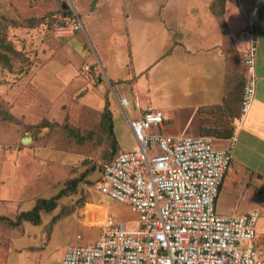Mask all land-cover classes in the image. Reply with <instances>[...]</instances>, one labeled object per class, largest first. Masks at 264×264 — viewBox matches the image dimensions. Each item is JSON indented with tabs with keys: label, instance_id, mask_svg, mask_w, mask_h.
Returning <instances> with one entry per match:
<instances>
[{
	"label": "rangeland",
	"instance_id": "1",
	"mask_svg": "<svg viewBox=\"0 0 264 264\" xmlns=\"http://www.w3.org/2000/svg\"><path fill=\"white\" fill-rule=\"evenodd\" d=\"M69 13L79 16L83 28L67 37H54L52 22ZM113 14L109 0H0V215L14 219L20 211L31 209L38 198L60 194L52 210L39 212L42 220L93 224L97 217L85 205L99 195L93 190L99 164L134 145L125 113L135 118L147 107H163V133H199L195 131V55L177 52L173 56L187 58L174 64H153L138 77L135 87L131 67L113 63L114 51L109 50L107 55L112 59L103 69L92 47L97 42L105 44L96 34H101L102 21L108 31L114 28ZM175 25L169 22V31ZM182 33L184 41L188 36L193 39ZM59 45L63 47L54 52ZM77 80L81 85L74 83ZM135 90L139 109L134 105ZM121 97L128 100L124 107L119 104ZM234 102L233 95L232 102L227 103L232 113ZM205 118L202 122L207 123ZM228 120L226 116V129ZM221 122L218 115L209 121ZM209 137L216 147L230 145V141ZM237 151H231L216 210L236 214L257 209L261 213L259 223L264 219V191H255L252 185H256V177L238 162ZM70 180H76L75 186ZM63 189L67 191L61 193ZM99 205L108 207L114 221L132 224L137 218L123 203ZM59 224V235L52 240L59 246L77 233L80 237L76 242L86 243L98 231L95 227ZM72 227L75 231L65 234ZM260 256L263 263L264 254Z\"/></svg>",
	"mask_w": 264,
	"mask_h": 264
},
{
	"label": "built area",
	"instance_id": "2",
	"mask_svg": "<svg viewBox=\"0 0 264 264\" xmlns=\"http://www.w3.org/2000/svg\"><path fill=\"white\" fill-rule=\"evenodd\" d=\"M80 28L83 23L73 14L54 20L51 32L67 37ZM256 52V40L250 37L243 52L247 79L239 119L254 98ZM119 104L124 107L127 98ZM124 115L134 145L99 164L93 190L127 205L137 218L128 224L106 215L97 239L68 244L58 264H262L255 229L260 211L222 214L215 206L235 137L229 146L216 147L202 135L163 133L165 117L159 108L147 107L135 118Z\"/></svg>",
	"mask_w": 264,
	"mask_h": 264
},
{
	"label": "crops",
	"instance_id": "3",
	"mask_svg": "<svg viewBox=\"0 0 264 264\" xmlns=\"http://www.w3.org/2000/svg\"><path fill=\"white\" fill-rule=\"evenodd\" d=\"M109 1L114 8V28L108 31L106 23L102 21L99 27L101 34L97 33L96 36L103 37L105 44L97 42L95 46L92 45L102 68L106 69L110 65L112 56L107 54L109 50L114 51L113 63L120 67H131L134 73L131 80L137 87L140 81L138 77L153 64L161 61L174 64L176 60H185L186 55H195V131L199 132L196 135L212 140L210 135L224 142L230 141L232 136L228 139L217 135L226 131L227 116V130L233 127L235 137L232 150H238V162L248 170L250 176L256 177V185H252L255 191H264V0H155V4L151 0ZM252 15L254 24L251 28L249 21ZM171 21L176 22V27L173 26L169 31L168 23ZM182 32L193 39L188 36L184 41ZM250 37L255 38L257 45L255 94L249 109L239 119L236 110L240 113L241 94L247 79L243 52L248 47ZM62 47L56 46L54 52ZM126 48L129 50L127 55ZM165 51L166 54L157 55ZM177 52L186 55L173 56ZM84 63L96 65L92 61ZM74 83L81 85L82 82L77 80ZM233 95L235 114L227 104L229 100L232 102ZM216 115L222 118L223 124L209 123ZM203 118L207 119V123L202 122ZM108 201L112 200L99 194L85 205V209H92L93 216L97 217L91 225L84 221L83 224L73 221L68 223L67 220H53L51 224L41 217L37 224L28 220L12 224L10 220L15 221V218L0 215L6 218L0 219V264H58L68 244H89L97 239L99 222L110 215L108 207L99 205V202ZM230 212L222 214H232ZM59 223L67 227H95L97 235L86 243H78L76 239L80 236L77 233L75 238L59 246L52 241L59 235ZM255 229L256 246L264 254V219L256 222ZM74 231L72 227L65 234Z\"/></svg>",
	"mask_w": 264,
	"mask_h": 264
},
{
	"label": "trees",
	"instance_id": "4",
	"mask_svg": "<svg viewBox=\"0 0 264 264\" xmlns=\"http://www.w3.org/2000/svg\"><path fill=\"white\" fill-rule=\"evenodd\" d=\"M70 15H71V13H69L66 16H70ZM66 16H62V18L66 17ZM71 16H73V15H71ZM217 135L219 137H222V138H229V137H231L233 135V127L230 128V130L226 129L225 132L217 133ZM116 153L117 152H115L111 157H109L105 161H109ZM98 169H100V168H98ZM70 182H72L74 184V186H75L76 180H70ZM61 191H62L61 193H65L67 191V189H63ZM59 195L60 194H57L56 196L50 197V198H47V199L46 198H38L31 209L19 212L15 216V221H11L10 220V223L17 224V223L21 222L22 220H28V221L33 222L34 224L39 223V221H40L39 212L41 210H44V211L52 210L55 207V205H56V199L59 197ZM0 219H6V218L3 217V216H0Z\"/></svg>",
	"mask_w": 264,
	"mask_h": 264
},
{
	"label": "bare ground",
	"instance_id": "5",
	"mask_svg": "<svg viewBox=\"0 0 264 264\" xmlns=\"http://www.w3.org/2000/svg\"><path fill=\"white\" fill-rule=\"evenodd\" d=\"M24 141H26V139Z\"/></svg>",
	"mask_w": 264,
	"mask_h": 264
},
{
	"label": "water",
	"instance_id": "6",
	"mask_svg": "<svg viewBox=\"0 0 264 264\" xmlns=\"http://www.w3.org/2000/svg\"><path fill=\"white\" fill-rule=\"evenodd\" d=\"M25 139H23V141H24Z\"/></svg>",
	"mask_w": 264,
	"mask_h": 264
}]
</instances>
